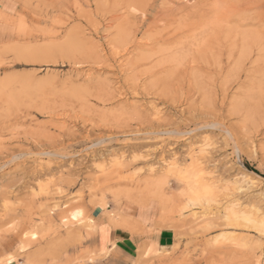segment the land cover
I'll use <instances>...</instances> for the list:
<instances>
[{
	"label": "rangeland",
	"instance_id": "1",
	"mask_svg": "<svg viewBox=\"0 0 264 264\" xmlns=\"http://www.w3.org/2000/svg\"><path fill=\"white\" fill-rule=\"evenodd\" d=\"M0 8L6 261L264 264V0ZM148 204L169 246L96 250L92 214Z\"/></svg>",
	"mask_w": 264,
	"mask_h": 264
},
{
	"label": "crops",
	"instance_id": "2",
	"mask_svg": "<svg viewBox=\"0 0 264 264\" xmlns=\"http://www.w3.org/2000/svg\"><path fill=\"white\" fill-rule=\"evenodd\" d=\"M10 38L9 28L0 21V46ZM106 213L99 210L92 214V221L96 224L94 244L101 254L113 251L122 257L134 258L147 248L161 249L171 243L168 233L156 228L158 214L150 204L143 210H139V207L120 210L116 216H108L111 214L110 211ZM7 255L6 251L0 250V264H25L21 259L6 261ZM30 261L27 260L26 264ZM106 263V258L98 262V264Z\"/></svg>",
	"mask_w": 264,
	"mask_h": 264
},
{
	"label": "bare ground",
	"instance_id": "3",
	"mask_svg": "<svg viewBox=\"0 0 264 264\" xmlns=\"http://www.w3.org/2000/svg\"><path fill=\"white\" fill-rule=\"evenodd\" d=\"M206 145V144H205ZM199 152H202V153H204L202 150L201 151H199ZM207 153V152H206ZM206 153H204V154H206ZM135 157V156H134ZM199 157V156H198ZM121 158V157H120ZM138 158V157H137ZM141 158V157H140ZM202 158H204V157H202ZM131 159H133L132 161H135L134 160V158L132 157ZM142 159V158H141ZM200 161V160H199ZM122 162V161H121ZM119 165L121 164L122 165V163H118ZM115 166V168L113 169V171H112V173L111 174H113L114 176H118V175H120L119 174V170L117 169V167H116V165H114ZM113 166V167H114ZM169 167V166H168ZM175 167V166H174ZM122 168H123V166H122ZM125 168V167H124ZM172 167H170V169H171ZM191 168V167H190ZM200 168L201 167H199L198 169L200 170ZM120 170H121V168H120ZM124 170V169H123ZM203 170V169H202ZM201 170V171H202ZM107 171V170H106ZM102 172V171H101ZM110 172V171H109ZM205 172V171H204ZM200 174V172L198 173V175ZM205 174V173H204ZM193 178V177H192ZM199 178V177H198ZM196 179V178H195ZM197 180V179H196ZM196 182V181H195ZM198 182V181H197ZM204 182V181H203ZM209 183V182H208ZM207 183V184H208ZM216 185V184H215ZM200 189V192H201V194L203 195V196H209L210 195V193H211V191L209 190V188L208 187H206V186H204V185H202V183H200V182H198V183H195V185H194V189ZM215 188V187H214ZM213 188V189H214ZM226 190V189H225ZM189 192H191V191H189ZM196 192H198V191H196ZM195 192V193H196ZM193 193H194V191H193ZM199 193V192H198ZM197 194V193H196ZM198 195V194H197ZM200 195V194H199ZM212 197V196H211ZM213 199V198H212ZM192 200H194V199H192ZM205 202H206V200H205ZM229 204V203H228ZM212 205V204H211ZM232 205V204H231ZM226 208V207H225ZM227 208H228V206H227ZM230 208V207H229ZM225 210V209H224ZM241 210V209H240ZM242 211V210H241ZM230 213V212H229ZM239 213V212H238ZM226 214V213H225ZM230 217L229 218H234V220H235V216H236V214L234 213V212H231L230 214ZM228 215V216H229ZM225 217V216H224ZM237 218V217H236ZM240 219V218H239ZM248 219V218H247ZM231 221V220H230ZM236 221V220H235ZM254 221V220H253ZM256 221V220H255ZM245 222H246V219H245ZM249 222V221H248ZM243 223V222H242ZM259 223V222H258ZM242 225V224H241ZM255 225V224H254ZM258 225V224H257ZM244 227V226H243ZM254 227V226H253ZM252 228V227H251ZM33 264V263H32Z\"/></svg>",
	"mask_w": 264,
	"mask_h": 264
},
{
	"label": "snow or ice",
	"instance_id": "4",
	"mask_svg": "<svg viewBox=\"0 0 264 264\" xmlns=\"http://www.w3.org/2000/svg\"><path fill=\"white\" fill-rule=\"evenodd\" d=\"M75 218V217H74Z\"/></svg>",
	"mask_w": 264,
	"mask_h": 264
}]
</instances>
